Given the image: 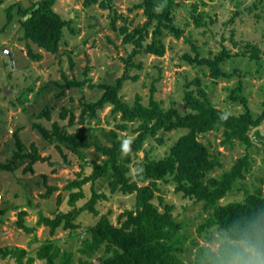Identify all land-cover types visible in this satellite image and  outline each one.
Listing matches in <instances>:
<instances>
[{
    "label": "rangeland",
    "instance_id": "1",
    "mask_svg": "<svg viewBox=\"0 0 264 264\" xmlns=\"http://www.w3.org/2000/svg\"><path fill=\"white\" fill-rule=\"evenodd\" d=\"M41 0H4L0 4V28L6 23L5 9L20 3L25 7L33 2ZM104 1V0H100ZM257 0H218L207 6L199 4V0H177L172 14L173 23L180 30H184L181 39H176L169 32L160 37L166 47L165 55H137L134 58L136 64L142 63V68H129L131 76H139L137 81H123L119 93L123 100L133 104L139 94L143 103L148 104L151 90L156 88L154 97L163 103L166 109L175 108L181 114L188 112L184 101L187 83L199 79L203 88L212 98L213 103L219 109L239 116L250 111L252 116L259 117L264 108V0L254 12L249 9ZM84 0H57L54 10L60 14L63 20L69 24L64 29L63 40L59 46V53L50 54L37 45L31 44L32 48L43 55L40 62L32 61L27 52V43L23 40L24 31L20 27L18 18L10 23L7 29L0 34V165L8 163L15 152L18 151L16 136L23 143L24 153H30L34 145L42 158L47 160L38 161L34 164L33 172L25 173L28 162H20L14 172L3 171L0 168V248H22L28 251V257H35L39 247L45 242H53L62 250L73 252L72 264H78L81 254L79 248L83 241V235L88 227L97 223L99 217L85 212L77 222L82 225L78 231L58 230L55 236L50 235L46 226H38L40 211L44 215L54 218L58 211L70 210L67 204L68 191L65 187L77 177V173L84 167L80 156L64 147L71 165L67 164L62 154L57 149V141L45 139L35 128L34 124H40L50 131L53 124L58 123L62 129L70 134L78 132L83 125L76 123L69 125V118H60L62 110L71 109L79 120V115L85 102H96L104 94V90L98 85H117L118 79L124 76L127 69L124 59H127L134 45L124 42L125 35L121 28L127 24L133 28L142 27L147 22L144 14V0H115L107 10L99 5L85 8ZM161 7L158 2L155 11L160 13ZM204 13L203 25L197 27L193 16ZM237 14V15H236ZM115 22L116 29L112 28ZM156 22L149 29V36L144 42L149 45L152 42V32ZM72 28V30H71ZM189 38L196 46L187 42ZM233 41L240 43V47L246 43L258 44L263 52V58L259 61L249 57L234 55L239 51ZM223 47L231 49L233 56L228 58L222 65V70L230 77L214 79L211 69L206 65L190 64L184 57L196 55L205 58H213L223 51ZM6 49L11 55L4 52ZM86 81L85 85L74 88H61L66 80ZM242 82V96L246 97L247 104L236 102L231 98L232 91ZM94 85V86H93ZM190 89H195L192 86ZM111 107L99 111L98 118H94L87 127L92 131L84 132L89 140L91 136L105 142L103 129H114L120 120V114L113 116ZM49 110L50 119L41 116ZM132 127L130 130L121 132V138L132 139ZM264 136V121L259 127ZM186 130H173L160 134L165 141L160 145L157 140L150 139L145 143L144 151L140 152L136 161L144 159L146 152L154 159H161L167 155L171 146ZM254 131L252 132V134ZM17 134V135H16ZM201 140L211 146V150L220 154L224 167L213 173L219 175L223 170L230 169L235 161L245 155L244 147L235 143L233 147L221 144L223 137L221 132H211ZM258 148L252 151L255 159L252 172L247 174L243 185L252 193L255 187L262 186L257 178H264V144L258 143ZM90 159L101 161L94 148L83 153ZM51 163H58L57 166ZM57 169L55 172L54 170ZM92 169L85 166V173L90 174ZM132 174H135L133 168ZM45 176L48 184L57 186L59 190L51 199L44 200L41 195L46 192L44 184ZM166 189L165 198L168 203L175 205L173 211L176 219L181 222L194 221L189 226V232L197 237V222L206 217L202 215V204H194L192 200L185 199L181 194L175 193V184H164ZM99 193L106 192L110 195L108 201L100 202L97 207L100 215L112 213V220L117 223L119 214L124 209H133L135 196L111 195L107 185L95 184ZM173 188V189H172ZM86 198L79 202V206L87 202L91 197V185L85 187ZM62 193L64 202L57 204V196ZM244 191L235 192L224 198L221 203L227 204L233 201H243ZM158 204V200L154 201ZM162 209V208H161ZM27 211L25 223L36 228L35 233H26L17 227L18 213ZM198 238V237H197ZM201 244L210 245L213 250H218L221 242L228 237L215 233L213 243L198 238ZM195 248L186 255V261L194 259ZM15 258L8 256L2 258L0 264H14ZM27 262V257L25 258ZM33 264H44L35 260ZM56 264H61L60 258Z\"/></svg>",
    "mask_w": 264,
    "mask_h": 264
},
{
    "label": "trees",
    "instance_id": "2",
    "mask_svg": "<svg viewBox=\"0 0 264 264\" xmlns=\"http://www.w3.org/2000/svg\"><path fill=\"white\" fill-rule=\"evenodd\" d=\"M115 0H84V7L91 8L99 5L104 10L111 7ZM218 0H199V4L207 6ZM4 0H0L2 4ZM156 2L161 7V12L155 11ZM57 0H41L33 2L25 7L15 3L5 9L6 23L0 28L3 33L15 18H18L20 27L24 31L23 40L27 43L28 56L32 61L40 62L43 55L36 52L31 44L40 49L56 55L63 40L64 29L68 22L54 10ZM263 0H257L249 9L254 12ZM177 0H144V14L147 22L142 27L133 28L125 24L120 30L125 35L124 42L134 45L130 56L124 59L126 71L117 85L100 84L98 88L104 90V94L96 102H85L82 106L79 120L71 109H63L60 118H69V125L76 123L83 127L76 133L70 134L62 129L56 122L50 131L40 124H34V128L47 140L57 141V149L62 154L65 162L71 165L64 147L79 155L84 165L76 179L69 182L65 187L68 191V211H58L54 218H50L42 211L39 214L38 226H46L50 235L55 236L62 229L73 232L82 229L77 222L85 212L99 217L97 223L88 227L84 233L79 253L78 264H215L218 255H222L227 249L239 245L241 241L259 230L264 235V191L262 186L255 187L250 192L243 185V180L253 169L255 159L252 151L258 148V143L264 144V136L259 127L264 121V108L262 114L255 118L250 111L239 116L229 114L213 103L212 98L203 88L201 81L195 79L187 83L184 101L188 112L181 114L175 108L166 109L161 101L154 97L156 88L151 90L148 104L143 103L141 95H137L133 104L125 102L119 95L123 81H137L139 76H131L129 68H142V63L136 64L134 58L137 55H165L166 47L160 37L167 31L176 39H181L184 30L175 26L172 19ZM237 15V14H236ZM197 27L203 25L204 13L193 16ZM156 22L152 32V42L145 45L149 36V29ZM112 28L116 29L115 22ZM72 30V28H71ZM73 31V30H72ZM187 42L194 45L187 38ZM234 46L239 48L237 53L223 47L218 55L213 58H205L196 55L194 58L185 55L190 64L206 65L211 69L214 79L230 77L221 65L231 56L249 57L251 60L259 61L263 58V52L258 44L246 43L240 47L236 41ZM197 51L196 46H193ZM61 88H74L85 85L86 81L68 80ZM94 86V85H93ZM192 86L195 89H190ZM242 82L232 91L231 98L242 104H247L246 97L242 96ZM111 107V114H120V121L115 124L114 129L105 130V142L90 137L88 140L84 132L92 131L86 123L98 118L99 111ZM41 116L50 119L49 110L44 111ZM132 129L136 136L132 139L121 138L120 133ZM173 130H186L171 146L167 155L161 159H154L148 152L143 160L136 161L140 152L144 151L145 143L154 139L160 145L165 141L160 134ZM254 133L252 134V132ZM211 132H221L224 146L233 147L238 143L245 148V155L239 157L233 166L223 170L219 175L213 173L224 167L220 154L211 146L204 143L201 138ZM17 135V134H16ZM125 140H130V150L125 153L122 145ZM18 151L13 158L5 164H1L3 171L14 172L20 162L27 161L25 173L33 172V166L38 161L47 160L42 158L37 148L33 145L30 153H24L23 143L16 136ZM94 148L95 152L103 157L99 162L84 156L86 150ZM57 166L58 163H51ZM85 166L92 169L90 174L85 173ZM135 168V174H132ZM55 172L57 169L54 170ZM46 192L41 195L44 200L52 198L59 188L48 184L45 176ZM264 184V178H257ZM99 182L102 186L107 185L110 194L122 196H135V205L132 209H124L114 223L111 216L113 211L100 215L97 205L102 201H108L110 195L106 192L99 193L95 184ZM175 184V193L181 194L183 198L192 200L194 204H202V215L206 217L197 222V237L204 241L213 243L215 233H225L228 239L221 242L218 250H213L210 245L201 244L199 239L189 232L191 222L178 221L173 213L175 205L167 202L165 198L166 189L161 184ZM91 185V197L86 203L79 206V202L86 198L85 187ZM244 191L243 201H233L222 204L221 201L229 195L240 190ZM158 200V204L154 201ZM64 196H57V204L61 206ZM162 208V209H161ZM27 211L18 213L17 227L28 234L35 233L36 228L29 227L25 223ZM195 248L194 259L186 261V255ZM2 258L8 256L15 258L14 264H33L40 260L44 264H56L60 258L61 264H72L74 253L62 250L52 241L43 243L36 252L35 257H28V251L22 248H0ZM27 257V262L25 258Z\"/></svg>",
    "mask_w": 264,
    "mask_h": 264
},
{
    "label": "clouds",
    "instance_id": "3",
    "mask_svg": "<svg viewBox=\"0 0 264 264\" xmlns=\"http://www.w3.org/2000/svg\"><path fill=\"white\" fill-rule=\"evenodd\" d=\"M122 150H130V140H125ZM215 264H264V235L256 230L239 245L227 249L218 255Z\"/></svg>",
    "mask_w": 264,
    "mask_h": 264
},
{
    "label": "water",
    "instance_id": "4",
    "mask_svg": "<svg viewBox=\"0 0 264 264\" xmlns=\"http://www.w3.org/2000/svg\"><path fill=\"white\" fill-rule=\"evenodd\" d=\"M4 52L10 56L11 60H13V59H12V55H11L6 49H4ZM172 189H173V188H172Z\"/></svg>",
    "mask_w": 264,
    "mask_h": 264
}]
</instances>
